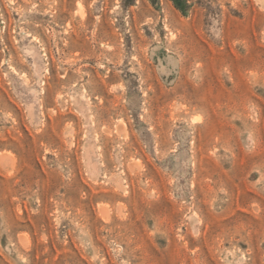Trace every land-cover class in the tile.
<instances>
[{
    "label": "rangeland",
    "instance_id": "obj_1",
    "mask_svg": "<svg viewBox=\"0 0 264 264\" xmlns=\"http://www.w3.org/2000/svg\"><path fill=\"white\" fill-rule=\"evenodd\" d=\"M0 264H264V0H0Z\"/></svg>",
    "mask_w": 264,
    "mask_h": 264
},
{
    "label": "bare ground",
    "instance_id": "obj_2",
    "mask_svg": "<svg viewBox=\"0 0 264 264\" xmlns=\"http://www.w3.org/2000/svg\"><path fill=\"white\" fill-rule=\"evenodd\" d=\"M10 66H11V65H10ZM10 66H9V67H10ZM162 70H163V71H165V68H164V67H162Z\"/></svg>",
    "mask_w": 264,
    "mask_h": 264
}]
</instances>
